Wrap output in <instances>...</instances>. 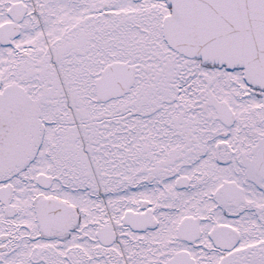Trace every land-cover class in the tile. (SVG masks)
Wrapping results in <instances>:
<instances>
[{
	"label": "snow or ice",
	"instance_id": "1",
	"mask_svg": "<svg viewBox=\"0 0 264 264\" xmlns=\"http://www.w3.org/2000/svg\"><path fill=\"white\" fill-rule=\"evenodd\" d=\"M0 264H264V0H0Z\"/></svg>",
	"mask_w": 264,
	"mask_h": 264
}]
</instances>
